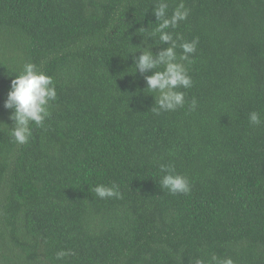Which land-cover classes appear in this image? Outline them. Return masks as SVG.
Wrapping results in <instances>:
<instances>
[{
    "label": "trees",
    "instance_id": "16d2710c",
    "mask_svg": "<svg viewBox=\"0 0 264 264\" xmlns=\"http://www.w3.org/2000/svg\"><path fill=\"white\" fill-rule=\"evenodd\" d=\"M0 264H264V0H0Z\"/></svg>",
    "mask_w": 264,
    "mask_h": 264
}]
</instances>
